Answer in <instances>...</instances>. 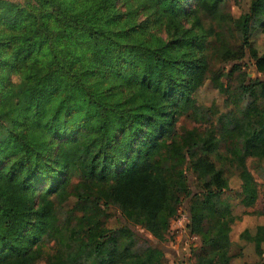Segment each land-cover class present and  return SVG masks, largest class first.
Listing matches in <instances>:
<instances>
[{"label": "trees", "instance_id": "trees-1", "mask_svg": "<svg viewBox=\"0 0 264 264\" xmlns=\"http://www.w3.org/2000/svg\"><path fill=\"white\" fill-rule=\"evenodd\" d=\"M222 1L0 0V264H37L39 237L56 223L50 196L61 205L72 196L73 173L80 192L72 210L91 197L114 202L163 240L178 192L190 194L188 170L209 177L204 200L190 207L189 228L218 250L200 253L195 264H231L228 231L235 216L231 204L218 202L227 182L207 157L196 156V148L215 151L219 139L213 129L178 133L175 125L177 116L197 111L196 94L208 78L224 88L222 72L197 56L212 32L202 29L195 10L214 15ZM257 16L264 17V0H250L236 25L264 74V50L250 41ZM243 54L226 49L223 60ZM240 89L254 101L264 99V80ZM248 112L231 127L242 139L241 153L229 149L242 167L244 207L257 199L245 157L264 160V110L252 105ZM207 217L213 223L203 232ZM109 231L92 219L78 253L49 264H84V256L91 264H155L158 249L137 255ZM241 237L261 256L264 225Z\"/></svg>", "mask_w": 264, "mask_h": 264}, {"label": "rangeland", "instance_id": "rangeland-1", "mask_svg": "<svg viewBox=\"0 0 264 264\" xmlns=\"http://www.w3.org/2000/svg\"><path fill=\"white\" fill-rule=\"evenodd\" d=\"M23 2L24 0H14ZM250 0H223L214 15H208L198 5L196 14L202 29L211 30L212 34L205 37L203 46L198 50L197 56L210 64L212 72L220 70L224 88L215 86L208 78L196 94V112L191 110L177 116V132L183 127H195L198 133L203 134L208 129H213L219 139L215 151L207 153L196 148V156H205L210 160L221 176L227 182L225 188L218 195V202L232 205L235 219L229 223L228 255H232L231 264H264V245L261 256L257 255L252 242H247L241 237V232L248 229L254 233L255 228L264 225V160L255 156H246L245 164L252 175L257 189V199L252 206L244 207L241 204L242 167L239 161L229 152L234 148L241 153L242 139L237 137L231 127L236 121H245L249 106H255L256 111L264 110V99H255L253 96L242 94V83H253L256 79L264 80V74L255 69L253 60L249 57L248 48L241 43V31L237 22L241 14L248 10ZM195 6V5H194ZM193 6V7H194ZM143 17V15L141 16ZM192 23L189 19L188 25ZM252 45L262 52L264 50V17H255L250 24ZM226 49L230 51H244V56L238 61L223 60ZM234 64L238 68L232 71ZM229 73V74H227ZM225 94L228 99H225ZM233 115V116H231ZM233 118L232 124L226 121ZM230 132H229V131ZM186 164L182 167L185 169ZM188 189L190 194L178 192L179 202L176 212L170 218L163 240L155 239L146 228L128 220L120 206L114 202H106L95 197L81 201L73 208L76 195L80 192L78 183L80 177L73 173L70 178L67 192L72 196L61 205L55 195H51L53 209L56 216L54 230L44 232L37 242L40 254L37 255V264H49L58 257L66 258L68 255L78 253L80 237L84 235L86 227L92 219H99V227L116 237L120 247L129 246L137 255H143L149 247L159 250L154 259L155 264H195L200 253L217 255L218 250L214 244L207 242L201 233L191 232L189 228L190 207L200 205L206 195L205 182L209 177H200L197 173L186 171ZM47 185V184H46ZM71 209V210H70ZM211 218L202 222L203 232L212 226ZM126 227L133 232L131 235ZM34 252L35 246L33 244ZM92 258L84 256L82 262L91 264Z\"/></svg>", "mask_w": 264, "mask_h": 264}]
</instances>
